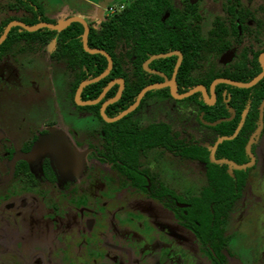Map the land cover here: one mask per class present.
I'll list each match as a JSON object with an SVG mask.
<instances>
[{
	"label": "flooded vegetation",
	"instance_id": "af4514ba",
	"mask_svg": "<svg viewBox=\"0 0 264 264\" xmlns=\"http://www.w3.org/2000/svg\"><path fill=\"white\" fill-rule=\"evenodd\" d=\"M140 1L158 19L157 27H151L153 31L175 35L178 43L172 44L168 52L150 55L142 62L143 70L156 76L157 82L144 86L133 104L109 116L107 109L121 99L126 81L122 77L113 78L96 98L82 99L84 88L107 78L114 67V60L107 51L89 46V34L91 29L101 30L103 24L115 14ZM13 3L14 0H0V40L6 34L0 42V79H3L8 91L32 94L40 99L41 106L47 95L52 102V110L41 113L39 120L37 114L32 116L29 113L19 115L16 123H11L7 115L0 117V264H118L115 256L117 251L120 252L119 260L123 261L121 264H132L133 260L135 264H150L149 255L156 249V243L150 246L153 241L160 245L156 251L158 263L156 261L155 264H253L251 255H246L247 258L240 255L241 239L231 231L228 222L249 180L255 175L258 153L262 151L264 98L258 108L252 107L251 98L246 99L243 105V100L235 99L232 89L225 87L219 93L218 86L251 89L264 76L248 88L227 83L216 84L212 104L207 103L201 91L187 94L197 87H204L208 101H211L214 81L225 79L247 84L264 72V0H77L81 15L67 13L66 8H52L48 0H37L42 16L33 25L21 20L30 16V13L19 6L12 8ZM75 19L82 20L88 27V47L107 52L113 61L112 69L105 77L84 86L80 92V102L87 103L97 101L106 90L104 96L93 104L78 103L76 94L83 82L100 77L108 69L107 58L103 55L107 60L106 70L81 81L73 93L72 85L78 70L72 67V60L55 56L58 34L74 23L83 27L82 48L87 52L83 45L85 27ZM67 22L69 24L62 29L40 27L33 31L12 25L22 23L35 27L49 24L57 27ZM44 29L56 32L48 43L38 41L31 35ZM14 30L16 35L11 42H7ZM173 52L181 54L177 71V54L148 62L156 55ZM186 56L190 59L186 64L187 69L179 75ZM163 59L169 60L158 66L154 64ZM165 68H171L170 73ZM217 74L225 76L212 78ZM208 81V87L204 84L193 87L189 85ZM169 82L176 83L179 97L172 95L170 86L152 88L143 94L134 110L118 120L108 122L103 118V106L114 100L119 93V98L108 103L104 109L108 119H115L127 111L145 88ZM115 88L114 96L106 98ZM151 92H154L153 95L145 99ZM166 101L185 104L180 109L183 110L184 118H178V122L162 121L145 125L144 116L140 112L149 110L152 102L159 104ZM96 105H100L98 110L90 109ZM217 105L226 112L224 116L212 120L205 110H212ZM166 109L172 110V106L168 104ZM250 110H258V115L253 116V126L244 144H237L234 150L226 146L221 152L222 156L217 157L221 144L234 141L241 134ZM192 121H198L207 131L202 136L197 135L195 129L189 126ZM225 123L226 130L231 128L230 123L235 125L232 134L222 136L214 128ZM68 134L76 139L74 143L77 148L87 145V148L78 150L81 154L77 159L86 160L84 166H79L78 162L74 164L58 152L65 143L62 138L66 139ZM40 143L53 145L54 148L42 150L41 154L35 156L34 148ZM169 153L172 154L171 158H168ZM176 158L182 159L184 164L194 162L204 166L207 185L197 195H181L177 191L178 187L171 183L175 181V167L179 163ZM159 162L169 163L172 173L170 183L176 188L164 183V169L153 167L159 165ZM212 165L222 168L221 176L233 181V190L230 184L223 189L225 195L219 208L216 207L219 211L211 207L213 221H210V226H206L199 222V217H206V208L201 203L197 204V201L210 199L211 192L216 190L210 180ZM93 178H99L102 183L112 184L111 180L113 184L118 182L127 203L130 200H154L157 205L172 210L182 225V231L176 232L166 227H163L165 231H159L155 227L160 223L159 219L155 222L147 219L142 227H138L133 225L134 218H128L123 213L119 219L117 215L116 220L121 226L130 227L129 236L142 237L144 246L140 249L128 245L118 247L115 240L108 242V230L104 225L109 220L107 205L100 203L99 198L93 200L87 188L89 179ZM58 184L61 188L57 194L52 188ZM195 205L197 208L192 214L190 210ZM33 206L43 210L47 220L56 223L64 219L66 211H75L78 217V211L82 210L83 215L78 221L82 230L75 234L76 242L63 243L60 247L56 245L49 253L50 256L40 248L34 249L27 256H21L18 249L26 236L23 235L25 231L20 216L22 211ZM194 214L197 218L192 216ZM191 235L197 241L191 239Z\"/></svg>",
	"mask_w": 264,
	"mask_h": 264
},
{
	"label": "rangeland",
	"instance_id": "374dc122",
	"mask_svg": "<svg viewBox=\"0 0 264 264\" xmlns=\"http://www.w3.org/2000/svg\"><path fill=\"white\" fill-rule=\"evenodd\" d=\"M48 2L52 8H59V10L66 8L67 13L81 15V7L77 5V0H48ZM1 17L2 15H0V18ZM13 80L16 81V79ZM39 102L40 99H36L32 94H20L14 90L11 92L8 91L3 79H0V117H2V115H4V117L7 115L11 123H16L18 118H20L18 117L19 115L29 113L32 116H36L37 114L39 120L42 116L41 113L44 114L52 110V102L47 95L46 98H44L42 106ZM168 104L172 106V110L166 109ZM184 105L183 103L172 101L159 104L152 102V105L148 108L149 110L146 109L140 113L144 116L145 125L162 121L178 122V118H184L182 114L183 110H180ZM189 126L195 129V133L199 136H202V134L207 131L199 125L198 121L190 122ZM65 137L67 140L62 138L65 142H63V149H59L58 152H60L61 156H65V159L68 158V160L72 161L74 164L78 162L79 166L80 164L84 166L86 160H78L77 157L81 154L78 150L87 148V145L77 148L78 146L74 143L76 139L72 138L69 134ZM58 138L61 139L60 136ZM49 148H54V146L41 143L37 144L34 148V154L37 156L41 154L42 150H48ZM171 157L172 154L169 153L168 158ZM176 160L177 163H179L175 167L174 182H171L172 173L170 172V166H168L169 163L159 162V165L155 164L153 167L157 168V166H160L161 170L164 169V183H169L170 185L174 183L176 187H178V193H182L181 195L185 193L197 195V193L207 185L204 166L194 162L184 164L182 163L184 161L180 158H176ZM98 179H89V186H87V188L93 196V200L99 198L100 203H105L104 205H107L109 220H107L108 222L106 221L104 225L107 226L108 230V234H106L108 242L110 240H115L118 247L128 245V247L132 246L140 249L141 246H144L145 241L142 237L129 236L130 227L125 225L121 226L118 220H116L117 215L119 219L120 215L123 213L127 215L128 218H134V220H132L134 222L133 225L138 227H142L147 219H153L154 222L159 219L158 222L160 223H157V226H155L159 231H165L163 227L171 228L176 232L182 231V225L177 215L172 210L162 205H157L154 200H130V203H127L126 199L122 197L125 194L124 192L121 193L118 182L113 184L114 182L111 180L112 184L109 182L102 183ZM173 187L175 186L173 185ZM60 188L61 185L58 184L52 189L58 194ZM66 213L64 219L56 223V221L47 220L44 211L39 210L37 206L22 211L20 217L22 228L25 231L23 235H25L26 238H24L22 246L18 249L21 256H27L31 251L38 248L47 252V256H50L49 253L51 250H54L53 247H56V245L60 247L63 243H75L77 238L75 234L82 230L79 227L82 225L78 221L81 219L80 217L83 215V211H78V217L75 211L69 210L66 211ZM138 216L140 217L138 218ZM228 223L230 224L231 231L241 239L242 248L240 250V255H251L253 264H264V142L262 151L258 153L255 175L249 180L248 187L243 192V197L236 203L232 210ZM133 229L137 230L135 227ZM191 236L192 238L189 236L191 239L197 241L193 235ZM149 239L152 240L153 238ZM32 240L34 242H32ZM153 243H156V249L153 250V254H155L154 257H152L153 254L149 255L151 256L149 259L150 261L148 260L150 264H155L156 261L158 263L156 251L160 245L157 241H153L150 246H153ZM198 244L200 247V242ZM119 254L120 252L117 251L115 256L118 258H116L117 263L121 264L123 261L119 260ZM247 257L248 256H246V258ZM135 262L136 261L133 260L132 264H135ZM240 263L243 264L242 262Z\"/></svg>",
	"mask_w": 264,
	"mask_h": 264
},
{
	"label": "trees",
	"instance_id": "16d2710c",
	"mask_svg": "<svg viewBox=\"0 0 264 264\" xmlns=\"http://www.w3.org/2000/svg\"><path fill=\"white\" fill-rule=\"evenodd\" d=\"M16 6L25 8L30 13V16L21 19L24 22L28 23L29 25H33L40 21L39 17L42 16V10L37 3V0H14V3L11 5V7L13 8ZM42 20L48 21L45 18ZM157 23L158 19L155 13L151 9L147 10L144 7V3L140 1L127 6L125 10L115 14L109 21L103 24L101 30L91 29L89 34V46L91 48H100L107 51L114 60V67L107 78L100 81L99 83L92 84L84 88L82 93L83 100H92L96 98L107 85V83L113 78H124L126 81V88L124 90L123 96L117 103L111 105L107 109L108 115L113 116L119 110H124L133 104L139 91L144 86L153 82H157L158 78L156 76L150 75L143 70L142 62L150 55L168 52L169 47L172 44L178 43L175 35L172 36L168 33L160 34L153 31V29L157 27ZM24 34L27 35L28 33L25 32ZM82 34V25L79 23H74L68 29L59 33L57 39L58 50L55 56L58 58L68 59L69 61L72 60V67L78 70V73H76L77 77L72 85L73 93L81 81L90 77H95L104 72L107 68V60L103 55H92L83 50L81 41ZM14 35H16V30L11 33L7 42H11ZM31 35L34 36L38 41L48 43L55 37L56 32L44 29ZM168 60L169 59L157 60L154 62V64L158 66ZM189 60L190 59L186 56L185 65H182L180 68L179 75H182L187 69L186 64L189 62ZM165 69L170 73L171 68ZM223 76L225 75L217 74L212 78ZM197 84H204L208 87L210 85V81L189 83L190 87H193ZM225 87L232 89L235 93V99L239 98L241 101L243 100V105L246 99L251 98L252 107L258 108L264 98V79L251 89H238L226 85H219L218 92L220 93ZM115 92L116 88L109 92L106 98L114 96ZM154 92L148 93L145 99L150 98ZM196 97L197 96H195V98ZM145 99L143 101H145ZM99 107L100 105H96L90 107V109L98 110ZM220 108L221 106L217 105L212 110H205V112L208 114L210 119L213 120L224 116L226 111L221 110ZM257 115L258 110H250V114L241 134L236 138V140L221 144L218 149L217 157L222 156L221 152L226 146L230 147L229 149L234 150L237 148V144H244L246 135L253 126V116L256 117ZM123 122L124 120L120 123ZM230 125L231 128L229 130H226V123L220 124L214 129L222 136L230 135L233 132L235 124L230 123ZM153 132L157 133V131ZM210 170H213V173L210 174V180L213 182L214 186H216V190L211 192L210 199L208 198L202 202L197 201V204L201 203L206 208V217H199V222H202L204 225L206 224V226H210V221H213L211 207H215L217 212L218 209L216 207L218 206L219 208L222 197L225 195V191L223 189L230 184L233 190V181L231 179L227 180L221 176L222 168L212 165L210 166ZM196 208L197 205L193 206L190 212L193 214ZM192 216L197 218L195 214Z\"/></svg>",
	"mask_w": 264,
	"mask_h": 264
},
{
	"label": "water",
	"instance_id": "95a60500",
	"mask_svg": "<svg viewBox=\"0 0 264 264\" xmlns=\"http://www.w3.org/2000/svg\"><path fill=\"white\" fill-rule=\"evenodd\" d=\"M75 20L81 22V23L84 25V27H85V33H84V36H83V45H84V49H85L87 52H90V53H100V54L104 55V56L107 58V60H108V69H107V70H106V71H105L100 77H98V78H96V79H93V80H90V81H85V82H83V83L80 85V87H79V89H78V91H77L76 99H77L78 103H80V104H93V103L98 102V101L104 96L106 90H105V92L101 95V97H100L97 101H95V102H87V103H82V102H80V92H81V90H82V88H83L84 86H86V85H88V84H90V83L96 82V81L100 80L101 78L105 77V76L110 72V70L112 69L113 61H112V58L110 57V55H109L107 52H105V51H103V50H99V49H90V48L88 47V45H87L88 27H87V25H86L82 20H80V19H75ZM68 24H69V22H67V23L64 24V25L57 26V27L51 26V25H49V24H41V25H37V26H35V27H28V26H26V25H24V24H22V23H14V24H12V25H20V26L24 27L25 29H27V30H29V31H33V30H36V29H38V28H40V27H49V28H52V29H62V28H64V27H65L66 25H68ZM12 25H11V26H12ZM11 26H9V27H11ZM8 30H9V28H8ZM8 30L6 31V33L8 32ZM5 35H6V34H5ZM5 35L3 36V38L5 37ZM3 38H2V39H3ZM2 39L0 40V42L2 41ZM173 54H177V55L179 56V62H178L177 66H176V69H175V71H177V69H178V67H179V65H180V62H181V54H179V53H175V52H173V53H169V54L156 55V56L152 57L148 62H150L151 60L156 59V58L167 57V56H171V55H173ZM148 62H147V63H148ZM147 63H146V64H147ZM262 66H263V70H264V62H263V61H262ZM263 76H264V72H263L261 75H259L257 78H255L252 82L247 83V84L237 83V82H233V81L225 80V79H219V80H216V81L213 82V84H212V86H211V92H212V100H211V101H208V96H207V93H206V90H205L204 87H197V88H195L194 90H192V91H191L189 94H187V95H190V94H192V93H194V92H196V91H201V92L203 93L205 99L207 100V103H208V104H212L213 99H214V88H215V85H216V84H218V83H227V84H231V85L238 86V87H242V88H248V87H251V86H253L254 84H256V83H257V82H258ZM120 83H121V82H120ZM162 86H170V87L172 88V95H173L174 97H179V96L177 95V93H176V83H175V82H169V83H166V84H164V85H154V86H149V87L145 88V89L140 93V95H139V97H138L136 103H135L134 105H132L130 108H128L127 111H125V112L122 113L119 117H117V118H115V119H108V118L105 116V114H104V109H105V107H106V105H107L108 103L114 102V101H116V100L119 98V96L121 95V93H119V94L117 95V97H116L114 100H112V101H110V102H107V103L103 106V108H102V116H103V118H104L106 121H108V122H113V121H115V120H118L119 118H121L122 116H124L125 114H127V113L130 112L131 110H134V109L137 107V105L139 104V102H140V100H141L143 94H144L147 90L152 89V88H160V87H162ZM263 105H264V102H263V104H262V108H263ZM261 118H262V115H261Z\"/></svg>",
	"mask_w": 264,
	"mask_h": 264
}]
</instances>
